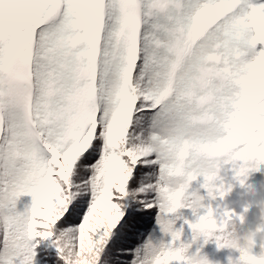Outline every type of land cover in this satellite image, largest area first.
<instances>
[{
    "label": "snow or ice",
    "instance_id": "1",
    "mask_svg": "<svg viewBox=\"0 0 264 264\" xmlns=\"http://www.w3.org/2000/svg\"><path fill=\"white\" fill-rule=\"evenodd\" d=\"M257 45L253 0H0V264H192L193 181L264 163Z\"/></svg>",
    "mask_w": 264,
    "mask_h": 264
},
{
    "label": "trees",
    "instance_id": "2",
    "mask_svg": "<svg viewBox=\"0 0 264 264\" xmlns=\"http://www.w3.org/2000/svg\"><path fill=\"white\" fill-rule=\"evenodd\" d=\"M253 3L259 6L260 4H264V0H253ZM262 49H264V45L256 46L257 52ZM249 167H254L256 170L249 171L246 174L247 179L244 181L243 186H238L231 178L232 172L229 170L230 166L225 165L221 168L220 176L222 179L219 185H222V187L220 190L222 192L227 191V194L222 197L216 192L210 197L207 190L202 187L204 183L203 177H198L192 185V190L196 191L203 198L202 203L204 207L199 210L198 215H205L209 207L213 210H216L218 207H223L225 212L238 215L240 209L246 206L248 210L243 214V223L240 226L254 230L261 222V208L264 206V163L249 165ZM26 199L22 198V200ZM18 207L21 211L23 210L22 206L18 205ZM182 212L186 220L195 222L197 217L192 215L190 209H184ZM231 223L235 226V219H232ZM177 225L183 228V242L191 245L188 251L190 256L198 253L199 256L206 260L207 264H234L238 253L225 249L217 250L214 237L208 239L207 243H205L202 237L197 238L193 242V233L188 225L183 220L178 221ZM135 243L139 244L140 241H136ZM36 251L37 256L34 264H57L58 257L55 248L51 247V242H39V247ZM253 254L259 257L264 252L257 246L253 250Z\"/></svg>",
    "mask_w": 264,
    "mask_h": 264
},
{
    "label": "clouds",
    "instance_id": "3",
    "mask_svg": "<svg viewBox=\"0 0 264 264\" xmlns=\"http://www.w3.org/2000/svg\"><path fill=\"white\" fill-rule=\"evenodd\" d=\"M221 179L220 173L218 172L208 180V183L216 185L219 184ZM246 179L247 176L245 175L238 177L234 181L238 186H243ZM217 194L222 197L227 194V191H224L223 195H220V192L217 191ZM247 210L248 208L245 206L240 209L238 215L226 212L228 215L225 216L223 207H218L216 210L211 209L212 215L210 219H214L216 225L219 227L210 233V238L214 237L217 250L225 249L238 253L234 264H264V254L259 257L253 254V250L257 246L264 252V206L261 208V222L254 230L240 226L243 223V214ZM232 219L236 221L235 226L231 223ZM207 227L208 225H203L197 229L196 238H204V229ZM242 257L246 259L242 260ZM192 264H207V262L203 257L198 255L193 258Z\"/></svg>",
    "mask_w": 264,
    "mask_h": 264
}]
</instances>
